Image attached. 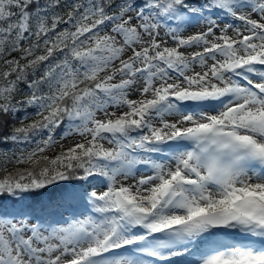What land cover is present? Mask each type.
Instances as JSON below:
<instances>
[{"label":"snow or ice","instance_id":"obj_1","mask_svg":"<svg viewBox=\"0 0 264 264\" xmlns=\"http://www.w3.org/2000/svg\"><path fill=\"white\" fill-rule=\"evenodd\" d=\"M12 118L0 264H264V0H0Z\"/></svg>","mask_w":264,"mask_h":264},{"label":"trees","instance_id":"obj_2","mask_svg":"<svg viewBox=\"0 0 264 264\" xmlns=\"http://www.w3.org/2000/svg\"><path fill=\"white\" fill-rule=\"evenodd\" d=\"M14 55H18V54H14ZM31 111V110H30ZM20 114H18L19 116ZM20 126L19 122H18V118H12L11 123L9 124L8 128L6 129H0V136L3 135V133L5 132H10L12 130L13 127H18ZM20 167H24L23 165H21ZM13 169V166L8 168V171H11ZM5 173L0 172V176L4 175Z\"/></svg>","mask_w":264,"mask_h":264},{"label":"rangeland","instance_id":"obj_3","mask_svg":"<svg viewBox=\"0 0 264 264\" xmlns=\"http://www.w3.org/2000/svg\"><path fill=\"white\" fill-rule=\"evenodd\" d=\"M189 31H196V29H190ZM186 35L188 33H185ZM198 69V68H197ZM132 99H135L136 98V95L135 94H132L131 97ZM65 146H68V142H65ZM50 155H54L55 153H49ZM13 165H8V168L12 167Z\"/></svg>","mask_w":264,"mask_h":264},{"label":"bare ground","instance_id":"obj_4","mask_svg":"<svg viewBox=\"0 0 264 264\" xmlns=\"http://www.w3.org/2000/svg\"><path fill=\"white\" fill-rule=\"evenodd\" d=\"M231 34V33H230ZM197 70H199V69H197ZM136 95V94H135Z\"/></svg>","mask_w":264,"mask_h":264}]
</instances>
